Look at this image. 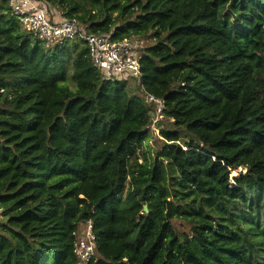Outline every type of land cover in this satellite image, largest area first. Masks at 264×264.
<instances>
[{"label":"trees","instance_id":"16d2710c","mask_svg":"<svg viewBox=\"0 0 264 264\" xmlns=\"http://www.w3.org/2000/svg\"><path fill=\"white\" fill-rule=\"evenodd\" d=\"M44 1L139 38L142 77L105 79L0 0V264H79L87 220L88 264H264V0ZM145 93L170 123L154 153Z\"/></svg>","mask_w":264,"mask_h":264},{"label":"built area","instance_id":"2783aa9c","mask_svg":"<svg viewBox=\"0 0 264 264\" xmlns=\"http://www.w3.org/2000/svg\"><path fill=\"white\" fill-rule=\"evenodd\" d=\"M13 16L22 28L35 35L45 45H63L68 40L81 38L88 46L95 67L107 80L140 83L142 70L139 38L113 40L107 32L87 33L77 18H64L44 0H7ZM143 90V87L141 86ZM147 102L154 104L152 129L158 132V121L163 117L164 100L145 93ZM96 251V236L92 220L82 222L76 235L75 253L79 264H88Z\"/></svg>","mask_w":264,"mask_h":264},{"label":"rangeland","instance_id":"374dc122","mask_svg":"<svg viewBox=\"0 0 264 264\" xmlns=\"http://www.w3.org/2000/svg\"><path fill=\"white\" fill-rule=\"evenodd\" d=\"M70 85L72 87L75 86L72 82H70ZM169 124H170L169 120L163 119L161 121L160 126L156 125V127L158 129V132L154 131L152 129V126H151L150 139H149L148 143L145 144L146 145V150H150V151H152V153L156 152L157 147L161 144L160 128H170ZM146 150H143V151H146ZM140 154L143 155V152L140 151ZM241 170H242V168L236 170V172L238 173ZM232 175H235V174L233 172H231L230 176H232ZM0 216H1V213H0ZM173 222H174V225L176 226V228L178 230H180V231H188L189 230L188 225L184 221L175 219V220H173Z\"/></svg>","mask_w":264,"mask_h":264},{"label":"water","instance_id":"95a60500","mask_svg":"<svg viewBox=\"0 0 264 264\" xmlns=\"http://www.w3.org/2000/svg\"><path fill=\"white\" fill-rule=\"evenodd\" d=\"M69 101H70V100H68V101H67V104H66V106H68V104H69ZM145 209L147 210V206H145Z\"/></svg>","mask_w":264,"mask_h":264}]
</instances>
